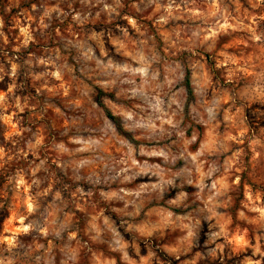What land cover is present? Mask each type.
I'll return each mask as SVG.
<instances>
[{"label":"rangeland","instance_id":"1","mask_svg":"<svg viewBox=\"0 0 264 264\" xmlns=\"http://www.w3.org/2000/svg\"><path fill=\"white\" fill-rule=\"evenodd\" d=\"M0 264H264V0H0Z\"/></svg>","mask_w":264,"mask_h":264},{"label":"trees","instance_id":"2","mask_svg":"<svg viewBox=\"0 0 264 264\" xmlns=\"http://www.w3.org/2000/svg\"><path fill=\"white\" fill-rule=\"evenodd\" d=\"M185 86H186V89L188 91V95L190 97V100L193 99L194 98V90H193V86L191 83L190 75H188L186 77ZM104 95L105 94L103 91H99V93H98L99 104L104 109L106 116L114 123V125L116 126V128L120 132V134H122L123 136H125L127 139H129L131 142L134 143L135 141H134L132 134L125 130V128L123 127V123H122L121 118L119 116L114 115L107 108V106L103 103V101L101 100Z\"/></svg>","mask_w":264,"mask_h":264}]
</instances>
